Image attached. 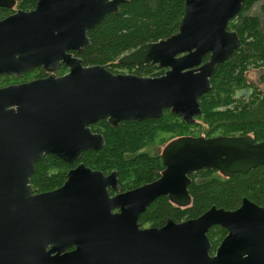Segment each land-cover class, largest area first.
Masks as SVG:
<instances>
[{
  "label": "water",
  "instance_id": "water-1",
  "mask_svg": "<svg viewBox=\"0 0 264 264\" xmlns=\"http://www.w3.org/2000/svg\"><path fill=\"white\" fill-rule=\"evenodd\" d=\"M128 1L36 0L33 10L0 21V76L36 68L46 75L0 88V264H264V208L246 199L235 211L213 206L195 219H166L161 228L138 224L159 197L188 207V176L196 171L227 178L264 167V142L249 136L173 140L161 153L159 178L127 192L115 172L105 176L83 164L54 191L37 194L31 185L43 156L72 165L84 152L101 150L102 135L90 129L101 120L116 127L159 119L167 110L193 124L216 67L238 47L227 25L246 0H182L175 35L118 60L156 65L166 69L162 76L83 67L70 52L80 55L87 32ZM14 4L0 0V8ZM60 65L68 72L56 76ZM212 227L226 235L210 255Z\"/></svg>",
  "mask_w": 264,
  "mask_h": 264
},
{
  "label": "trees",
  "instance_id": "trees-1",
  "mask_svg": "<svg viewBox=\"0 0 264 264\" xmlns=\"http://www.w3.org/2000/svg\"><path fill=\"white\" fill-rule=\"evenodd\" d=\"M35 3L36 0H15L12 9H0V20L16 11L29 12L34 9ZM255 6L257 14L251 13ZM183 15L182 0H129L119 7L116 14L107 15L89 30V45L80 55L73 56L81 60L83 67L103 66L112 74L127 70L139 77H160L166 69L153 64L139 67L121 65L118 60L143 45L157 43L175 35ZM227 30L237 34L238 47L225 62L216 67L210 78L209 92L198 99L201 115L193 124H186L167 110L159 119L123 121L116 127L101 120L90 126V129L92 133L102 135V149L84 152L72 165L52 155L43 156L35 164L30 178L36 193L60 188L66 180L67 172L79 164L105 176L115 172L121 192L153 182L159 178L164 167L162 152L151 154L141 146L142 139L149 132L176 135L166 140L163 143L165 146L181 137L208 139L218 136H249L254 143L264 142V92H260L248 79L249 72H258V84L264 87V0H246L240 12L228 23ZM208 57L205 56L203 62ZM67 70L60 65L58 76ZM45 76L36 68L20 76L2 75L0 79H4L3 87ZM240 92L247 93V96L239 97ZM217 108L223 110L218 112ZM197 131L200 132L198 135ZM217 131L221 134L214 135ZM188 178V207H176L166 197H159L140 215V228H161L166 219L175 223L195 219L213 206L224 211H235L243 199L264 208V167L227 178L215 170L201 169ZM109 194L113 196L114 192L109 191ZM225 235V230L220 227H212L208 231L210 255L214 254Z\"/></svg>",
  "mask_w": 264,
  "mask_h": 264
},
{
  "label": "rangeland",
  "instance_id": "rangeland-1",
  "mask_svg": "<svg viewBox=\"0 0 264 264\" xmlns=\"http://www.w3.org/2000/svg\"><path fill=\"white\" fill-rule=\"evenodd\" d=\"M257 6L252 7L251 9V13H255L257 14ZM133 71V70H132ZM68 72V70H67ZM66 72V73H67ZM57 73V72H56ZM66 73H64L63 75H65ZM132 72H129L127 70H119V73L117 74H131ZM59 74L57 73L56 76H58ZM16 76V75H13ZM62 76V75H60ZM248 79L249 82L251 84H253L254 86H256L260 92H264V87L260 86L258 84V77H259V73L258 72H249L248 75ZM28 79V78H27ZM4 79H0V86L2 87V85L5 84V82L3 81ZM4 87V86H3ZM244 95L243 97L245 98V95H247V93L245 92H240L238 93V96L240 95ZM223 109L221 108H217L216 111L221 112ZM200 131V130H199ZM199 131L196 132V134L198 135V133H200ZM221 134L220 131H217L214 135H219ZM176 135H170V134H162V133H155V132H149L141 141V146L142 148L148 150L151 154H156V153H161L165 144H163L166 140L174 137Z\"/></svg>",
  "mask_w": 264,
  "mask_h": 264
},
{
  "label": "flooded vegetation",
  "instance_id": "flooded-vegetation-1",
  "mask_svg": "<svg viewBox=\"0 0 264 264\" xmlns=\"http://www.w3.org/2000/svg\"><path fill=\"white\" fill-rule=\"evenodd\" d=\"M14 5H15V4H14ZM13 7H14V6H13ZM13 7H12V8H13ZM12 8H9V9H12ZM0 9H1V8H0ZM2 9H3V8H2ZM5 9H7V8H5ZM16 12H18V11H16ZM16 12H14V13H16ZM14 13H13V14H14ZM13 14H11V15H13ZM11 15H9V16H11ZM7 17H8V16H7ZM7 17H5V18H7ZM5 18H3V19H5ZM3 19H1V20H3ZM1 20H0V21H1ZM70 53H71L72 55L74 54L73 52H70ZM135 67H136V66H135ZM21 75H22V74H21ZM19 76H20V75H19ZM45 77H46V76H45ZM243 96H244V95L241 94L239 97H243ZM245 96H247V95H245Z\"/></svg>",
  "mask_w": 264,
  "mask_h": 264
}]
</instances>
